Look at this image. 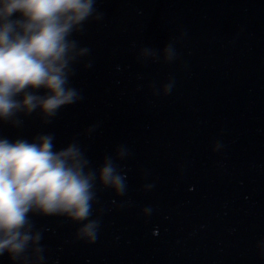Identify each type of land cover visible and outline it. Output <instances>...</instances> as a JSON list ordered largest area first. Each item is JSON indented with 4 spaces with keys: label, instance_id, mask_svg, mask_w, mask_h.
Masks as SVG:
<instances>
[{
    "label": "water",
    "instance_id": "water-1",
    "mask_svg": "<svg viewBox=\"0 0 264 264\" xmlns=\"http://www.w3.org/2000/svg\"><path fill=\"white\" fill-rule=\"evenodd\" d=\"M94 8L70 37L87 49L69 77L80 98L47 124L39 110L0 122V138L75 141L97 176L111 156L124 177L123 195L97 179L94 242L30 214L42 264H264V0Z\"/></svg>",
    "mask_w": 264,
    "mask_h": 264
},
{
    "label": "clouds",
    "instance_id": "clouds-1",
    "mask_svg": "<svg viewBox=\"0 0 264 264\" xmlns=\"http://www.w3.org/2000/svg\"><path fill=\"white\" fill-rule=\"evenodd\" d=\"M95 0H0V122L18 126V115L39 110L45 124L80 97L69 87L71 64L87 49L70 39L93 17ZM99 19V16L95 17ZM170 87V86H169ZM166 88V92L169 90ZM43 89L44 94H38ZM54 136L11 141L0 138V255L19 264H42V234L30 214L63 216L82 224L78 237L96 239L98 220L89 219L96 182L117 195L124 177L106 156L99 174L78 143L55 150ZM125 156L123 148L117 158ZM31 247L33 258L27 255Z\"/></svg>",
    "mask_w": 264,
    "mask_h": 264
}]
</instances>
